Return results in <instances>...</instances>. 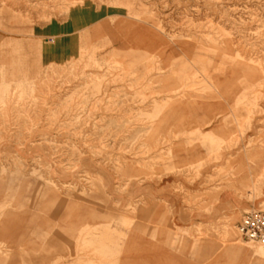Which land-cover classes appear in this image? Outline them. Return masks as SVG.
Returning <instances> with one entry per match:
<instances>
[{
    "label": "rangeland",
    "instance_id": "1",
    "mask_svg": "<svg viewBox=\"0 0 264 264\" xmlns=\"http://www.w3.org/2000/svg\"><path fill=\"white\" fill-rule=\"evenodd\" d=\"M251 209L264 0H0V264H262Z\"/></svg>",
    "mask_w": 264,
    "mask_h": 264
},
{
    "label": "built area",
    "instance_id": "2",
    "mask_svg": "<svg viewBox=\"0 0 264 264\" xmlns=\"http://www.w3.org/2000/svg\"><path fill=\"white\" fill-rule=\"evenodd\" d=\"M238 229L244 240L259 243L264 247V210L251 209L244 212Z\"/></svg>",
    "mask_w": 264,
    "mask_h": 264
},
{
    "label": "crops",
    "instance_id": "3",
    "mask_svg": "<svg viewBox=\"0 0 264 264\" xmlns=\"http://www.w3.org/2000/svg\"><path fill=\"white\" fill-rule=\"evenodd\" d=\"M209 137H210V138H213V135H212V134H210V135H209ZM226 224H227V223L225 222V223H224V225H226ZM224 225H223V226H224ZM236 247H237V246H236ZM239 248H241V247H239ZM250 256H251L252 258H255V259H257V257H254V256H253V255H251V254H250ZM258 259H261V258H258ZM261 263H262V264H264V260H263V259H261Z\"/></svg>",
    "mask_w": 264,
    "mask_h": 264
},
{
    "label": "bare ground",
    "instance_id": "4",
    "mask_svg": "<svg viewBox=\"0 0 264 264\" xmlns=\"http://www.w3.org/2000/svg\"><path fill=\"white\" fill-rule=\"evenodd\" d=\"M240 236H241V234H240ZM242 237V236H241Z\"/></svg>",
    "mask_w": 264,
    "mask_h": 264
}]
</instances>
